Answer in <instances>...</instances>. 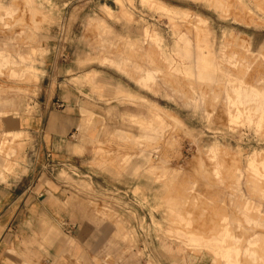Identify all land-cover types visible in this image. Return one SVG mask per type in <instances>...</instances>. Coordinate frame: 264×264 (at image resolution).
<instances>
[{
    "label": "rangeland",
    "instance_id": "obj_1",
    "mask_svg": "<svg viewBox=\"0 0 264 264\" xmlns=\"http://www.w3.org/2000/svg\"><path fill=\"white\" fill-rule=\"evenodd\" d=\"M63 79L100 127L81 163L132 264H264V0H0V185L27 173L21 122ZM82 175L55 171L91 191Z\"/></svg>",
    "mask_w": 264,
    "mask_h": 264
},
{
    "label": "crops",
    "instance_id": "obj_2",
    "mask_svg": "<svg viewBox=\"0 0 264 264\" xmlns=\"http://www.w3.org/2000/svg\"><path fill=\"white\" fill-rule=\"evenodd\" d=\"M91 76L86 72L84 82ZM41 98L39 113L21 122L32 137L27 173L0 185V264H132L128 239L98 213L106 209L99 199L109 185L81 163L86 155H81L80 137H94L100 129L83 126L81 110L91 108L66 79L53 91L45 88ZM72 163L83 178L95 181L91 191L57 179L55 171ZM151 220L161 227L154 216Z\"/></svg>",
    "mask_w": 264,
    "mask_h": 264
},
{
    "label": "bare ground",
    "instance_id": "obj_3",
    "mask_svg": "<svg viewBox=\"0 0 264 264\" xmlns=\"http://www.w3.org/2000/svg\"><path fill=\"white\" fill-rule=\"evenodd\" d=\"M115 1L120 3V0H115ZM105 12L108 14L110 12V10H108V8H106ZM11 50H12V48H11ZM43 51L44 50L42 47H29L25 50L20 49L19 51L15 52L16 58L20 62L19 67H20L21 71H25V73L27 74V76H26L27 81H33L32 84L34 82H37V80H38V74L35 72L34 66H33V64L35 62L34 58L39 57L41 59L43 56ZM26 53H27V55H26ZM24 55H26V56L24 57ZM4 60H5V64L7 66H9L10 69H12L13 66L16 65L18 62L16 60H14L13 58L10 60H7L6 58H4ZM12 72H13V74L15 73L14 71H12Z\"/></svg>",
    "mask_w": 264,
    "mask_h": 264
},
{
    "label": "built area",
    "instance_id": "obj_4",
    "mask_svg": "<svg viewBox=\"0 0 264 264\" xmlns=\"http://www.w3.org/2000/svg\"><path fill=\"white\" fill-rule=\"evenodd\" d=\"M58 107L60 108V107H61V105H58Z\"/></svg>",
    "mask_w": 264,
    "mask_h": 264
}]
</instances>
